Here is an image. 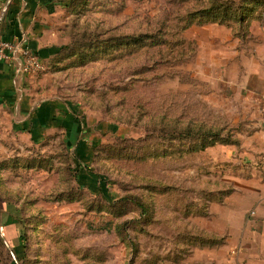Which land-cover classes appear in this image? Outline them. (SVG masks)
<instances>
[{
  "label": "rangeland",
  "instance_id": "1",
  "mask_svg": "<svg viewBox=\"0 0 264 264\" xmlns=\"http://www.w3.org/2000/svg\"><path fill=\"white\" fill-rule=\"evenodd\" d=\"M67 15L33 90L76 106L81 131L74 145L0 121V264H189L183 232L205 216L214 238L221 198L198 190L201 136L254 129L215 100L198 73L212 71L197 65L206 33L188 31L245 37L264 0H78Z\"/></svg>",
  "mask_w": 264,
  "mask_h": 264
},
{
  "label": "crops",
  "instance_id": "2",
  "mask_svg": "<svg viewBox=\"0 0 264 264\" xmlns=\"http://www.w3.org/2000/svg\"><path fill=\"white\" fill-rule=\"evenodd\" d=\"M68 4L69 0H0V40L27 48L45 61L63 40ZM261 20L252 21L241 38L221 25L188 31L190 36L206 33L204 42L198 40L197 65L212 71L198 73L203 79L212 77L215 100L229 102L234 116L249 118L254 129L239 136L236 144L216 143L198 152L200 196L205 198L208 185L221 197L213 205V231L219 242L192 245L189 264H264V16ZM21 57L17 52L0 58V121L12 120L15 129L39 136L58 126L76 145L81 131L77 107L39 99L33 90L37 74L19 70ZM211 165L214 172L207 173ZM197 221V229L207 232L205 216Z\"/></svg>",
  "mask_w": 264,
  "mask_h": 264
},
{
  "label": "trees",
  "instance_id": "3",
  "mask_svg": "<svg viewBox=\"0 0 264 264\" xmlns=\"http://www.w3.org/2000/svg\"><path fill=\"white\" fill-rule=\"evenodd\" d=\"M69 3L68 4V8L69 10L72 9V5L74 4H78V0H69ZM204 140L205 139H209L207 141V143H205V141L201 138V140L203 141L202 143H200L198 146V149H204L205 147L209 146V145H212L214 143H220V144H235V140H232V139H229V138H226V137H220L218 138V135H210V134H205L203 136H201ZM200 139V138H198ZM194 209V208H193ZM197 214L200 215V214H205V211L199 209V207L197 208ZM190 230V229H188ZM208 235V236H207ZM209 235L208 232H204V231H201V230H198L197 229V235L196 236H190V233L187 231L186 229V233L184 234L183 232V236H182V240L185 242V243H192L193 245H197V244H205V245H213L217 242H219V240L217 239V237L214 236V238H209ZM183 251H184V248H183Z\"/></svg>",
  "mask_w": 264,
  "mask_h": 264
},
{
  "label": "built area",
  "instance_id": "4",
  "mask_svg": "<svg viewBox=\"0 0 264 264\" xmlns=\"http://www.w3.org/2000/svg\"><path fill=\"white\" fill-rule=\"evenodd\" d=\"M5 50L10 52L8 55ZM20 52L22 62L19 70L24 74H37L43 70V61L37 53L30 51L27 48L19 47L16 44L0 40V58H10L14 53Z\"/></svg>",
  "mask_w": 264,
  "mask_h": 264
}]
</instances>
